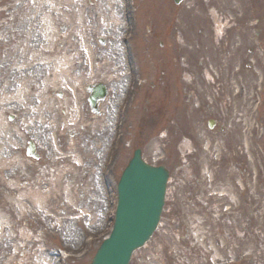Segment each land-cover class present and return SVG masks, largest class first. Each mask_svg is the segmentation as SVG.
Masks as SVG:
<instances>
[{
  "label": "rangeland",
  "instance_id": "rangeland-1",
  "mask_svg": "<svg viewBox=\"0 0 264 264\" xmlns=\"http://www.w3.org/2000/svg\"><path fill=\"white\" fill-rule=\"evenodd\" d=\"M239 1L232 0L234 11L242 8ZM3 2L0 0V85L4 78L2 71L7 67L2 63L1 53L2 36L6 34L4 25L10 23L6 30L17 29L19 43L24 37L21 31L25 25L21 11L26 7L23 0H13L6 3L7 9L3 11ZM248 9V14H254L255 18H264V0H244V13ZM223 12L217 9L218 14ZM263 26L260 22L252 29ZM142 29L140 33L144 35ZM216 29L220 31V26ZM141 39L136 36L138 45ZM248 44L253 53L247 59L244 48V66L239 70L235 66L243 52L232 53L231 79L224 61L215 58L213 67V53L200 51L187 57L182 44L164 59V62L172 58L175 62L183 61L177 69L173 65L172 76L158 81L152 63V103L154 108L162 105L166 115L160 121L154 115L152 142L144 158L152 164L165 165L169 177L158 227L150 240L133 253L129 264H264V189L257 155V132L263 118L257 99L259 52L257 42ZM184 47L189 49L187 43ZM249 58L252 68L245 64ZM209 119L220 122L223 131L218 133L215 127L208 129ZM40 134L37 133L39 138ZM164 153L163 161L160 157ZM125 154L119 151L114 171L124 162ZM12 166L10 163L4 166L8 172L0 169L4 183L7 177L9 181L17 179L14 186H8L7 194L0 193V264L15 260L20 264H89L97 246L109 233L114 193L105 196L101 186L98 200L102 206L89 198L90 192L79 199L75 192L71 194L73 201H79L73 202L75 207L90 213V225L83 222L87 216L67 208L66 199L61 197L49 198L47 211L33 207L17 212L9 196L30 191L33 179L40 178L24 175L23 170H13ZM74 178L75 175L70 176ZM90 180L87 179L88 183ZM0 188H5L4 184ZM60 207L65 213L75 215L67 218L71 221L68 233L73 238L65 239V244L43 234L56 228L65 232L59 226L62 220L59 212L50 216ZM97 209L104 211L99 217L95 215ZM82 234L84 241L80 239ZM196 234H199L197 239ZM60 251L68 255L61 262L57 260Z\"/></svg>",
  "mask_w": 264,
  "mask_h": 264
},
{
  "label": "water",
  "instance_id": "water-1",
  "mask_svg": "<svg viewBox=\"0 0 264 264\" xmlns=\"http://www.w3.org/2000/svg\"><path fill=\"white\" fill-rule=\"evenodd\" d=\"M133 159L118 183L114 223L90 264H128L131 253L150 237L163 204L167 173Z\"/></svg>",
  "mask_w": 264,
  "mask_h": 264
},
{
  "label": "flooded vegetation",
  "instance_id": "flooded-vegetation-1",
  "mask_svg": "<svg viewBox=\"0 0 264 264\" xmlns=\"http://www.w3.org/2000/svg\"><path fill=\"white\" fill-rule=\"evenodd\" d=\"M97 3L96 5H100V10L101 14L106 16V17H113L115 15V10L114 6L115 3L113 0H94V4ZM145 15L146 19L149 22L150 28L149 30L152 31H158L161 32L163 27L165 26V31H168V17H167V7H168V0H145ZM86 5H93L87 3ZM107 6H110L108 9ZM154 9L156 11V14L158 16H161L163 14V17L161 20H156L153 19L154 17ZM165 11V12H164ZM199 16H201V19H196L195 23L200 26L203 24V26L208 27L209 29L211 28L212 25V19L209 17V13H198ZM67 33V35L70 38V41H65L68 42L67 44H60L59 46L55 47L52 49V53L50 54L51 56H57L55 55V50L56 48H63L64 51L58 56L59 58H65L67 59L68 64H72L76 68H81L86 66V59H87V53L89 51L86 50V47L80 44H73L76 40H73V38L77 39V36L75 34H69V32L72 31H66V30H61ZM199 33L201 32V29L198 31ZM75 33L77 35H80V31L78 29L75 30ZM102 36L105 37L106 41L109 42V44H100L98 45L97 50L91 51V57L94 59L95 65L102 66V69H99L96 71L95 67V74L96 77L94 78V81L96 80H103L104 82H107L109 84H115V81H113L112 74H111V69L113 66H120L121 64L124 63L125 56L123 54V47L120 45L119 41L116 40L115 38V33L112 28L103 30ZM78 43V42H75ZM150 49V46H149ZM135 51H136V46H129V52L131 56L135 58ZM110 78V79H106ZM110 88V87H109ZM112 96L113 92L111 93ZM121 92L117 93L116 96L119 98ZM110 96L108 94L106 97ZM107 100L106 98L102 100L99 105H98V112L100 114L103 113L104 108L106 107ZM109 109V106L107 107ZM88 110L90 108L88 107ZM99 114V115H100ZM264 131V130H263ZM45 146H47V143H42ZM83 147H87L86 143H82ZM41 146V143H39Z\"/></svg>",
  "mask_w": 264,
  "mask_h": 264
},
{
  "label": "bare ground",
  "instance_id": "bare-ground-1",
  "mask_svg": "<svg viewBox=\"0 0 264 264\" xmlns=\"http://www.w3.org/2000/svg\"><path fill=\"white\" fill-rule=\"evenodd\" d=\"M63 79H69L68 74L64 68L55 67L49 74L40 76L38 81L26 80L23 79L18 84L17 91H5L3 87L0 88V97L6 103H11L15 99H17V105L23 107V103L27 98H35L38 99L36 103V109L38 110V120H42V114L46 112L45 107L42 103L41 97L43 100L46 99V96L43 95L44 88L47 87V82L50 81L48 84V88L53 87L61 82ZM42 186H39L41 188ZM45 196L40 193V191L36 192H17L15 197L11 198V201L15 205V209L17 212L29 207H38L39 209H45L46 207L43 206L44 203L41 201H45ZM66 198V196H64ZM31 205H30V201ZM20 218V217H19ZM199 234L195 235V238H198ZM19 264V263H17ZM28 264V262H27Z\"/></svg>",
  "mask_w": 264,
  "mask_h": 264
}]
</instances>
